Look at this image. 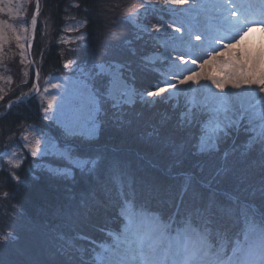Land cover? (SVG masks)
I'll list each match as a JSON object with an SVG mask.
<instances>
[{
	"label": "snow or ice",
	"instance_id": "6c2138e0",
	"mask_svg": "<svg viewBox=\"0 0 264 264\" xmlns=\"http://www.w3.org/2000/svg\"><path fill=\"white\" fill-rule=\"evenodd\" d=\"M25 2L30 0H0V14L8 17L0 20V59L5 58V50L13 44L21 64L34 54L38 17L42 14L40 0H36L30 22L24 19L19 24L11 22L18 19ZM163 3L165 7L156 10L178 18L189 0H163ZM192 7L204 10L200 22L203 32H193L185 29L178 19L163 17L151 28L146 23L137 25L142 14L155 8L151 0H141V9L130 13L123 21L133 26V38L120 39L132 55L136 54V49L131 47L133 40H143L153 49L141 57L139 68L154 74V82L147 91L138 90L131 62L128 70L132 72L133 83H129L121 72L124 64L93 65L96 72L87 74L88 79L81 81L73 98L74 119L86 122V132L76 131L74 124L58 119L53 108L57 100L55 95L42 109L44 119L56 121L62 128L56 140L62 138L64 143L54 144V150H49L42 138H30L28 134L22 136V142L17 141L12 122L5 119L10 114L20 115L13 113V109L30 102L40 93L38 81L42 69L36 68L34 78L31 71L23 73L24 79L17 85L19 95L17 89L11 90V96H16L14 100L0 89V101L9 96L8 111L0 116L7 128L0 129V136L11 134L0 150V159L7 158L6 164L12 169L10 176L0 184L7 186L10 181H16V191L6 193L5 199H14L16 192L27 186L26 178L19 175V170L30 153L39 160L51 157L63 162L47 163L45 170L51 176L74 181L76 171L80 172L88 186L87 191L79 193L80 208L89 212L94 205L106 210L110 206L117 209L116 227L101 229L109 239L97 241L72 227L80 212L72 208L77 193L68 189L69 203L63 218L69 231L60 230V226L51 229L52 235L46 241L45 264H264V36L260 43L242 44L254 29L264 34V0H210L206 5L192 0ZM96 10L97 0H92L82 9L84 15L78 26L67 29L76 31L78 40L84 42L73 51L86 46L88 28ZM117 23L114 21L110 26ZM193 36L197 43L192 42ZM61 43L67 41L61 40ZM33 63L28 62L29 69ZM74 63H65L63 67L68 69ZM97 76L108 78L107 98L115 109L114 127L125 134L134 132L143 145L145 152L137 154L140 160L151 152L157 157L171 158L169 169L190 166L191 171L181 173L186 180L178 192L162 189L155 178L145 180L138 176V169L117 155L115 149L91 143L98 138L99 130L95 122V113L100 110L98 88L94 83ZM202 81L206 83L202 84ZM6 82L12 84L11 79ZM25 86L30 88L28 92L23 90ZM51 86L54 89L60 87L55 83ZM201 88L209 89L203 99L197 95ZM44 92L48 89L44 88ZM181 96L186 97V104L175 121L172 114L176 113L178 105L171 104L162 113L145 118V110L151 112L169 97L178 99ZM137 102L142 106L140 111L135 110ZM89 106L94 110L89 111ZM49 110H52L51 116ZM193 126L199 130L195 142H192L190 131ZM33 128L29 126L28 131ZM241 134L245 139L239 148L225 150L223 159L226 161L236 151H240L242 158L255 152L261 174L254 184L245 185L243 177L237 178L233 191L227 194L229 203L226 204L220 197L218 185L227 178L230 169L218 167L205 174L204 164L198 158H211L219 152L222 141L231 138L235 142ZM78 136L89 142L91 155H82L79 147L71 143ZM5 171L0 165V175ZM113 187L116 189L115 200L112 198ZM162 191H166L167 196L162 195ZM98 192L105 194L108 204H103ZM241 218L244 229L238 230ZM17 239L14 232L0 233V247Z\"/></svg>",
	"mask_w": 264,
	"mask_h": 264
},
{
	"label": "trees",
	"instance_id": "16d2710c",
	"mask_svg": "<svg viewBox=\"0 0 264 264\" xmlns=\"http://www.w3.org/2000/svg\"><path fill=\"white\" fill-rule=\"evenodd\" d=\"M34 1L30 0L28 4L29 18H31V13L34 10ZM139 2V0H97V10L93 13V23L88 28L87 44L79 48L78 51H73L77 49L78 44L82 45L84 42L77 40L72 44L64 45L58 42L59 36L63 31V26L68 21H80L82 19L84 15L82 9L86 4H91L92 0H40L42 14L38 17V33L36 35L38 42L35 43L32 50L36 68L42 69L38 83L41 85V81L47 76L65 75L66 69L63 65L71 61L88 68L99 63L116 62L124 64V68L127 70L128 63L131 62L132 72H135L136 76L134 83L139 82V86L143 89L150 88V82L155 76L151 73L142 72L137 58H139L138 54L141 51V53H147L152 48L143 44L141 40H133L131 47L136 49V54L132 55L129 47L124 45L120 39L133 38V28L123 21L139 7ZM108 9L114 10L108 11ZM152 20L154 19L152 18ZM114 21L119 23L110 26ZM46 32L50 33L48 34L49 39L44 36ZM6 65L9 67V75L12 80V84L9 85L6 92L11 96V90L17 89V85H20L24 79V72L17 66L18 61L16 59L8 61ZM27 71H31L33 74L32 68L29 69L28 66ZM144 77H148V80ZM102 82L100 79L94 82L98 91L101 89ZM23 90L28 92L30 88L25 86ZM17 95H19L18 89ZM9 96H6L4 101H0V116L8 111ZM11 99H16V96H11ZM168 108V104H158L151 112L145 110V118L153 113H162ZM135 110H142V106L136 105ZM16 112H19L20 115L10 114L5 119L12 122L11 126L17 141H21L20 135L26 127L34 126L36 130L47 137L60 144L64 143L62 138L59 141L56 140L61 131L43 118L40 102L36 95L30 102L21 104L18 109L14 108L13 113ZM176 114H172L174 121ZM6 128L7 125L4 120H0V129L6 130ZM190 131L193 134L192 142H195L194 137L196 135L193 129ZM10 136L11 134L0 136V150L8 143ZM244 139V135H241L235 142L230 138L227 143H220L219 152L211 158L207 156L199 158L204 164L205 174L218 167L230 169L227 178L218 185L220 197L226 204L229 203L227 194L233 191L237 178L243 177L245 185L254 184L259 180L261 174L259 160L255 152L242 158L240 151H236L229 155L226 161L223 159L222 154L225 150H231L234 147L239 148ZM71 143L79 147L82 155L92 154L91 149L88 148L89 142L74 138ZM91 143L101 146L107 145L115 149L117 155L129 160L133 168L138 169V176L145 180L155 178L161 183L162 189L170 188L173 193L178 192L186 180V177L181 173L192 170L190 166L169 169L171 158L157 157L151 152L145 159L140 160L137 154L145 152L143 145L138 141L134 132L125 134L118 131L113 125V117L108 116L103 120L98 138ZM19 154L22 155V153ZM47 163L62 164L63 162L51 157L39 160L27 155L26 162L19 170V175L26 178L27 186L21 187L16 192L14 199H5V194L16 191L14 187L16 181H10L7 186L0 184V233L14 232L18 237L15 242L0 247V264H45L46 241L52 235L51 229L60 226V230L69 231V227L65 226L63 218V213L69 203L66 198L68 189L77 193L76 200L72 202V208L80 212V217L72 225L76 232H83L89 237L101 241L109 239L101 229L116 227L114 218L117 215V209L114 206H110L106 210L103 206L94 205L90 212L86 208L79 207V193L88 189L79 171H76L74 181L61 179L49 175L45 170ZM0 165L6 170L3 175H0V181H3L10 176L12 169L3 159H0ZM245 185H241V187ZM110 187L112 186L110 185ZM167 194L166 191H162V195L167 196ZM97 196L103 204H108V198L103 192H98ZM112 198L116 199L114 187ZM85 213H87V218H85ZM237 228L238 230L244 229L243 218L239 220ZM229 237H231V233H229Z\"/></svg>",
	"mask_w": 264,
	"mask_h": 264
},
{
	"label": "rangeland",
	"instance_id": "374dc122",
	"mask_svg": "<svg viewBox=\"0 0 264 264\" xmlns=\"http://www.w3.org/2000/svg\"><path fill=\"white\" fill-rule=\"evenodd\" d=\"M139 1H140L139 7L136 10H134L133 12H136L137 10L141 9V0H139ZM196 2H197V4H205L206 5L210 2V0H196ZM28 4H29V2L23 3L22 11L19 13L18 19L16 21H11V22L19 24L21 19H24V20H27L30 22ZM151 4L155 5V8H150L146 14H142L138 18V20L136 21L137 25L143 26L146 23L148 25V27L151 28L152 24L157 23L158 19L163 17L166 20L178 19L179 22L183 25V27L185 29H190L193 32H195V31L203 32L204 29L202 26H200V22L203 20L204 10H202L200 8H193L192 7V0H189L188 5L183 6L182 13L178 18L173 17L171 14H169L167 12L161 13V12L156 10V9H161V8L165 7L163 0H151ZM210 11L211 10H209V12ZM152 18L154 20H152ZM4 19H8V17L4 14H0V20H4ZM78 22L79 21H68L63 26V31H62L61 35L59 36L58 42L61 43V40H65V41H67V43H62V44L69 45V44H72L75 41H77L78 40V33H75L76 31H68L67 29H70L73 26H78ZM130 26L133 28L132 25H130ZM135 30L138 31L139 29L137 28ZM48 34H50V33H47V32L44 33V36L47 37V39H49ZM261 36H264V34H262L259 30L254 29L253 31L248 33V35L244 38V41H242V44L260 43L261 42V39H260ZM37 42H38V39H36V37H35V43H37ZM141 42H143V44H145V42L143 40H141ZM192 42L197 43L194 36H193ZM35 43H34V46H35ZM151 51H153V49H151L149 52H151ZM157 51H158V49H157ZM5 52H6L5 58L0 59V77L5 78V79H0V89H3L4 92H6V90L8 89V87L10 85L6 82V80L11 79V77L9 75V67H7V65H6V63L8 61H10V60L14 61L16 59L18 61L17 66H19L21 68V71H23V72L27 71L28 62L34 61L32 67H31L33 74H34V70H36V65H35L36 62H35V59L32 57V55H29L28 59L25 61L24 64L20 63L19 52L15 48L14 44L10 48L6 49ZM141 52H140V54H138L139 58H137L139 60V64H141V57L146 56L149 53V52H147V53H141ZM107 63L111 64L113 62H107ZM99 64H101V63H99ZM92 68H88L86 66H80V65L74 63V64H70V67L68 69H66L65 75H55V76L51 75V76H47L44 80H42L41 85L39 84L40 85V93L38 95H36V97L38 98V100L40 102L42 116L44 117V113H43L42 109L47 106V100L51 99L52 95H55L57 97V100L54 102L53 108L56 110V115H57L58 119L63 121L66 124H74L76 131L86 132L87 131V128L85 126L86 122L84 120L77 122L74 119L73 109L75 107V103H74L73 98L80 89L81 81L88 79L87 74L89 72H92L93 74L96 72V69L94 67H92ZM81 69H83V71H81ZM121 72H122L123 76L125 77V79H127L129 81V83H133V81L131 80V76H132L131 72H129L126 68L121 69ZM33 78H34V76H33ZM96 78L103 81L100 91L97 92V95L99 98V109L100 110L95 113V116H96L95 122L99 126V130H98V135H99L100 127L103 124V120L105 118H107L108 116L113 117L115 109H113L111 107L112 101L107 98L108 78L105 76H97ZM144 78L148 80V77H144ZM98 79H96V80H98ZM154 80H155V78H153V81L150 82L151 85L154 82ZM46 82H48V83H46ZM53 83L58 84L60 87L57 89L52 88L51 85ZM201 83L203 84L206 82L202 81ZM151 85H150V87H151ZM135 87L138 90L143 89L142 87L139 86V82H137L135 84ZM44 88L48 89L47 93L44 92ZM148 89L145 88L143 90L147 91ZM208 91H209V89L201 88L200 91L197 93L198 98L203 99L205 96H207ZM211 91L215 92L214 89H211ZM0 94H2V93H0ZM190 94H191V89H190L189 95ZM138 104L139 103L137 102L136 105H138ZM162 104H164V105L165 104L178 105L177 111H176V113H177L176 116H177L179 114V112L183 111L185 108L186 97L181 96L178 99H173L172 97H169V100L165 101ZM58 105H62V107H58ZM88 110L93 111L94 109L92 106H89ZM51 115H52V110H49V116H51ZM47 121L51 122L55 127H57L60 131H62V128L60 127V125L56 121H50V120H47ZM28 128L29 127H26L22 131V133L20 135L21 142H22V136L25 134H28L30 136V138L31 137L42 138L45 141V144L49 148V150H54L53 146H54V144L57 143L54 139L47 137L46 135L42 134L40 131L36 130L35 128H33L32 131H28ZM191 129H193L195 135L199 134V130L197 127L193 126ZM241 135H243V134H241ZM75 139H80L83 142H88V141L83 140L79 136L76 137ZM229 140H230V138L222 141L221 143H227ZM33 142H34V140H33ZM24 151H27V149H24ZM28 155L30 157H32L30 155V153ZM6 159L7 158H3L5 163H6ZM256 162H257V160H256ZM45 167H47V164L45 165Z\"/></svg>",
	"mask_w": 264,
	"mask_h": 264
},
{
	"label": "water",
	"instance_id": "95a60500",
	"mask_svg": "<svg viewBox=\"0 0 264 264\" xmlns=\"http://www.w3.org/2000/svg\"><path fill=\"white\" fill-rule=\"evenodd\" d=\"M34 72H35V70H34Z\"/></svg>",
	"mask_w": 264,
	"mask_h": 264
}]
</instances>
